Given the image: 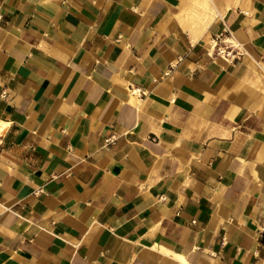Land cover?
I'll list each match as a JSON object with an SVG mask.
<instances>
[{
  "label": "crops",
  "instance_id": "crops-1",
  "mask_svg": "<svg viewBox=\"0 0 264 264\" xmlns=\"http://www.w3.org/2000/svg\"><path fill=\"white\" fill-rule=\"evenodd\" d=\"M0 264H264V0H0Z\"/></svg>",
  "mask_w": 264,
  "mask_h": 264
},
{
  "label": "built area",
  "instance_id": "built-area-1",
  "mask_svg": "<svg viewBox=\"0 0 264 264\" xmlns=\"http://www.w3.org/2000/svg\"><path fill=\"white\" fill-rule=\"evenodd\" d=\"M213 42L212 50L215 55L230 63L240 60L244 55L241 46L233 42L228 33L216 36Z\"/></svg>",
  "mask_w": 264,
  "mask_h": 264
}]
</instances>
